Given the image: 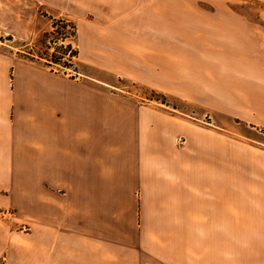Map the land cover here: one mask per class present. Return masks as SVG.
<instances>
[{
  "label": "crops",
  "instance_id": "1",
  "mask_svg": "<svg viewBox=\"0 0 264 264\" xmlns=\"http://www.w3.org/2000/svg\"><path fill=\"white\" fill-rule=\"evenodd\" d=\"M36 3L89 70L0 46V264H264V0H0L5 30L25 38Z\"/></svg>",
  "mask_w": 264,
  "mask_h": 264
},
{
  "label": "rangeland",
  "instance_id": "2",
  "mask_svg": "<svg viewBox=\"0 0 264 264\" xmlns=\"http://www.w3.org/2000/svg\"><path fill=\"white\" fill-rule=\"evenodd\" d=\"M31 9L34 13L33 15L40 18V21H37L38 18L30 19L32 20L33 27L25 38L16 37L7 32L5 29L8 28L9 25L6 24V17L4 16V14H0V46L13 51L17 50V55L20 57L36 59V57H31L32 55L29 52H32L33 56H36L37 53L41 55H44L45 53L46 55L44 56L48 57L55 52V46L62 44L63 47L59 49V51L64 53L62 55L63 57L61 58L60 63H53L47 66L52 68V70L54 69L57 72L65 73L71 77H83V75L87 73L89 69L79 60V50L75 43L77 33L76 24L73 21L66 20L63 17H54L51 14H48L38 3L33 5ZM54 22L57 25V32H55L54 34L44 35L45 32H52V24ZM60 36H62V38H59L57 43H53V40H55L56 37ZM68 43L71 45L70 49L78 50V56L71 57V64L66 61L69 58L68 55L70 53V50L68 48H65ZM57 55L59 56L60 54L57 53ZM36 60H40L45 64L43 58ZM114 80L119 81L120 83L118 82V85L122 86V88H120V90L118 91L127 95H131L138 101L166 108L170 112H183L191 116L199 115L201 113L200 107L198 105L177 97V95L164 93L155 89H149L140 86L139 84L130 82L126 79L114 78ZM207 120V117H202V121ZM222 120V118L216 117L215 122L220 123L223 122ZM198 123L203 124L204 122ZM231 124L233 127L232 135L234 137V144L235 146H237V149L240 150V146L248 142L249 144L254 146L252 148V151L256 152L254 154L255 158H257L258 156L263 158L262 155L257 154L256 147L259 145L254 142L247 141V139L244 138L245 135H255V133L248 130L242 123L231 122ZM236 159L240 158L236 156L234 160ZM233 175L247 176L253 174L248 173L247 171H242L240 168H234Z\"/></svg>",
  "mask_w": 264,
  "mask_h": 264
},
{
  "label": "trees",
  "instance_id": "3",
  "mask_svg": "<svg viewBox=\"0 0 264 264\" xmlns=\"http://www.w3.org/2000/svg\"><path fill=\"white\" fill-rule=\"evenodd\" d=\"M56 26L57 25L54 22L52 24V27H53L52 32L51 31L45 32L44 35L54 34L55 32H57ZM59 38H62V36L56 37L55 40H53V43H57ZM62 47H63L62 44H59V45L55 46V52L52 53L48 57L47 56H44V55H46L45 53H44V55H41V54L37 53L36 56H33V53L32 52H29V53L32 55L31 57H33V58L34 57H36V59H42L43 58L46 65H51L53 63L57 64V63H60V60L63 57L62 55H63L64 52L59 51V49H61ZM65 48H68L70 50V53L68 55L69 58L66 61H68L69 64H71V57H73V56L77 57L78 56V50L77 49H70L71 48V45L69 43L66 45ZM57 53H59L60 55L58 56Z\"/></svg>",
  "mask_w": 264,
  "mask_h": 264
}]
</instances>
